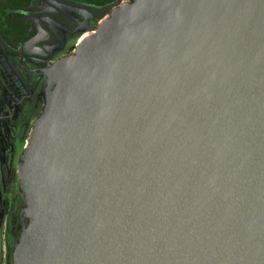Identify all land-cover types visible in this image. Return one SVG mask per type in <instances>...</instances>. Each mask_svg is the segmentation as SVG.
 <instances>
[{
	"label": "water",
	"instance_id": "95a60500",
	"mask_svg": "<svg viewBox=\"0 0 264 264\" xmlns=\"http://www.w3.org/2000/svg\"><path fill=\"white\" fill-rule=\"evenodd\" d=\"M50 71L19 264H264V0H138Z\"/></svg>",
	"mask_w": 264,
	"mask_h": 264
},
{
	"label": "rangeland",
	"instance_id": "374dc122",
	"mask_svg": "<svg viewBox=\"0 0 264 264\" xmlns=\"http://www.w3.org/2000/svg\"><path fill=\"white\" fill-rule=\"evenodd\" d=\"M66 7L64 20L47 21L52 40L44 45L48 56L40 71L20 62L0 41V264H19L18 243L25 238L30 221L25 160L37 129L22 132L19 126H30L33 120L39 123L47 111L53 80L50 69L77 56L81 42L93 33L92 25L113 16L111 8L94 14L87 8Z\"/></svg>",
	"mask_w": 264,
	"mask_h": 264
},
{
	"label": "flooded vegetation",
	"instance_id": "af4514ba",
	"mask_svg": "<svg viewBox=\"0 0 264 264\" xmlns=\"http://www.w3.org/2000/svg\"><path fill=\"white\" fill-rule=\"evenodd\" d=\"M137 1L0 0V41L5 48L17 54L20 62L26 63L32 69L40 71L42 69V60L48 56L44 45L47 41L52 40L47 21L64 20L67 17L65 13L66 6L70 7L69 10L87 8L92 10L94 14L102 13L104 10L111 8V12L114 13L121 6L135 4ZM107 19L109 18H105L103 21ZM102 22L92 25V34L97 32ZM35 126L36 121L33 120L30 126L27 123H21L19 129L24 132L27 128ZM6 238L8 239L9 237L7 236Z\"/></svg>",
	"mask_w": 264,
	"mask_h": 264
}]
</instances>
